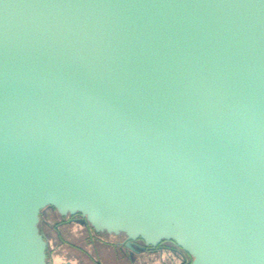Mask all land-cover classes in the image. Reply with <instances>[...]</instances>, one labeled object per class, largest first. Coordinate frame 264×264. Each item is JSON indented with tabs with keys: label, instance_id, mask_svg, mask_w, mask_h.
Listing matches in <instances>:
<instances>
[{
	"label": "water",
	"instance_id": "water-1",
	"mask_svg": "<svg viewBox=\"0 0 264 264\" xmlns=\"http://www.w3.org/2000/svg\"><path fill=\"white\" fill-rule=\"evenodd\" d=\"M46 208L264 264V0H0V264Z\"/></svg>",
	"mask_w": 264,
	"mask_h": 264
},
{
	"label": "flooded vegetation",
	"instance_id": "flooded-vegetation-1",
	"mask_svg": "<svg viewBox=\"0 0 264 264\" xmlns=\"http://www.w3.org/2000/svg\"><path fill=\"white\" fill-rule=\"evenodd\" d=\"M45 210L53 211L52 214L60 218V221L52 227L48 224V229L52 228L56 234V237L60 241V245L54 247L52 245L51 236L41 228L42 214ZM62 226L71 227L72 230L78 228L80 232L84 234L77 236L74 233L72 236L82 242L84 245H77L70 243L64 238ZM71 230V231H72ZM40 231L48 243L47 260L50 264H82L83 261H76L77 258L85 256L87 259L90 257L93 260V264H106L105 260L101 256V251L97 253L98 247L102 248V251L110 253L114 256L113 264H121L126 260V257L131 256V260H135L134 257H140V262L135 261L134 264H189L191 258L179 249L173 242H163L156 248H148L141 241H135L133 249L127 247L128 240L124 235H109L106 233H97L86 221L80 216H61L55 209L46 208L41 212L40 216ZM69 232V231H68ZM77 232V231H76ZM80 236L83 239H80ZM114 237L117 240H109L107 238ZM52 246V247H51ZM90 249L91 253L87 250ZM146 248L145 250H143ZM94 257V258H93ZM134 258V259H133ZM136 258V259H137ZM77 263H75V262ZM142 261V262H141Z\"/></svg>",
	"mask_w": 264,
	"mask_h": 264
},
{
	"label": "rangeland",
	"instance_id": "rangeland-1",
	"mask_svg": "<svg viewBox=\"0 0 264 264\" xmlns=\"http://www.w3.org/2000/svg\"><path fill=\"white\" fill-rule=\"evenodd\" d=\"M52 212L53 211H51V210H45L43 212V214H42V221H41V228H43L49 234V236H51L52 243H53L52 245H54V247H57V246L60 245V241L56 237V234H55L54 230L52 228L48 229L49 227H48V224L47 223H50V225L52 227H54L60 221V218H58L56 215L52 214ZM71 230H72L71 227H66V226L63 227L62 226V231H63L64 238L66 240H68L70 243L77 244V245H84L82 242H79L78 239H75L72 236L73 231H74V233H77L76 234L77 236H79L81 234L83 235L84 232H80L78 228H75L72 231ZM71 232H72V234H71ZM80 239H83V237L80 236ZM107 239L113 240V241L117 240L114 237H109ZM100 251L102 252V248L101 247H98L97 253H99ZM109 256H111V255L109 254Z\"/></svg>",
	"mask_w": 264,
	"mask_h": 264
},
{
	"label": "crops",
	"instance_id": "crops-1",
	"mask_svg": "<svg viewBox=\"0 0 264 264\" xmlns=\"http://www.w3.org/2000/svg\"><path fill=\"white\" fill-rule=\"evenodd\" d=\"M89 253H91V251H90V249L88 248V250H87ZM109 254L110 253H108V252H106V251H102V253H101V256L103 257V259L105 260V262H106V264H113V259H114V256L113 255H111V256H109ZM91 258L92 257H90L89 259H87L85 256H82V257H79V258H77V260L76 261H80V259L83 261V263L82 264H93V260H91ZM94 258V257H93ZM135 258V260L133 261V260H131V256L129 255V257H126V260L123 262V263H121V264H134L135 263V261H137V262H140V260H142L143 261V259H141L140 257H134ZM133 258V259H134ZM137 258V259H136ZM141 261V262H142ZM73 262H75V261H73ZM75 263H77V262H75ZM138 264V263H137Z\"/></svg>",
	"mask_w": 264,
	"mask_h": 264
}]
</instances>
